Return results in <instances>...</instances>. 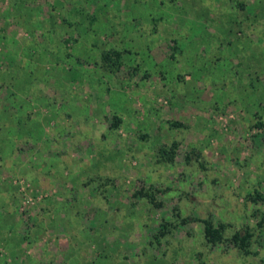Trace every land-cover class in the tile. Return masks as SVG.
<instances>
[{
    "label": "rangeland",
    "instance_id": "1",
    "mask_svg": "<svg viewBox=\"0 0 264 264\" xmlns=\"http://www.w3.org/2000/svg\"><path fill=\"white\" fill-rule=\"evenodd\" d=\"M0 264H264V0H0Z\"/></svg>",
    "mask_w": 264,
    "mask_h": 264
},
{
    "label": "trees",
    "instance_id": "2",
    "mask_svg": "<svg viewBox=\"0 0 264 264\" xmlns=\"http://www.w3.org/2000/svg\"><path fill=\"white\" fill-rule=\"evenodd\" d=\"M112 55L115 57L113 60ZM105 60L112 61V63H117L121 60V52L120 51H106L103 54ZM204 225V235L207 241L216 242L221 239L222 233L224 231L225 225L223 223H219L215 226L210 220H202ZM233 239L235 243H237L241 248H247L250 245V232L245 231L244 233L236 232L233 235Z\"/></svg>",
    "mask_w": 264,
    "mask_h": 264
}]
</instances>
